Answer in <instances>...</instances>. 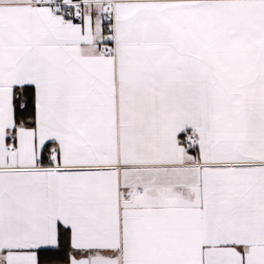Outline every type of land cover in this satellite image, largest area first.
I'll use <instances>...</instances> for the list:
<instances>
[{"label": "snow or ice", "instance_id": "obj_1", "mask_svg": "<svg viewBox=\"0 0 264 264\" xmlns=\"http://www.w3.org/2000/svg\"><path fill=\"white\" fill-rule=\"evenodd\" d=\"M0 264H264V0H0Z\"/></svg>", "mask_w": 264, "mask_h": 264}]
</instances>
